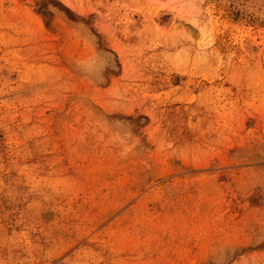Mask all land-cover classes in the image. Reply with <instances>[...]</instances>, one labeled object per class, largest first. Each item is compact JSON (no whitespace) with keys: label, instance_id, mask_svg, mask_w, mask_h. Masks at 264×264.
<instances>
[{"label":"rangeland","instance_id":"1","mask_svg":"<svg viewBox=\"0 0 264 264\" xmlns=\"http://www.w3.org/2000/svg\"><path fill=\"white\" fill-rule=\"evenodd\" d=\"M0 264H264V0H0Z\"/></svg>","mask_w":264,"mask_h":264},{"label":"bare ground","instance_id":"2","mask_svg":"<svg viewBox=\"0 0 264 264\" xmlns=\"http://www.w3.org/2000/svg\"><path fill=\"white\" fill-rule=\"evenodd\" d=\"M216 5V4H215Z\"/></svg>","mask_w":264,"mask_h":264}]
</instances>
